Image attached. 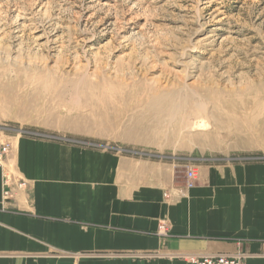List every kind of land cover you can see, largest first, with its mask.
Returning a JSON list of instances; mask_svg holds the SVG:
<instances>
[{"label":"rangeland","instance_id":"obj_1","mask_svg":"<svg viewBox=\"0 0 264 264\" xmlns=\"http://www.w3.org/2000/svg\"><path fill=\"white\" fill-rule=\"evenodd\" d=\"M21 138L264 163V0H0V148Z\"/></svg>","mask_w":264,"mask_h":264},{"label":"crops","instance_id":"obj_2","mask_svg":"<svg viewBox=\"0 0 264 264\" xmlns=\"http://www.w3.org/2000/svg\"><path fill=\"white\" fill-rule=\"evenodd\" d=\"M97 148L12 145L0 169V264H187L238 252L264 264V163L199 164L187 189L182 165Z\"/></svg>","mask_w":264,"mask_h":264},{"label":"built area","instance_id":"obj_3","mask_svg":"<svg viewBox=\"0 0 264 264\" xmlns=\"http://www.w3.org/2000/svg\"><path fill=\"white\" fill-rule=\"evenodd\" d=\"M7 150L0 148V169H3L4 162L7 157ZM8 172L6 171V173ZM186 182L185 186L186 188H192L194 186V181L196 177L195 170L191 167L186 169ZM5 181H4V191H3V198L8 199L11 196V191L9 188V178L5 176ZM23 183H18V187L21 188L23 187ZM158 236L162 238L168 237V231L165 227V224H161L159 226V230L157 232ZM246 255L242 252H238L236 254H214V255H206L202 257H182L187 264H244Z\"/></svg>","mask_w":264,"mask_h":264},{"label":"bare ground","instance_id":"obj_4","mask_svg":"<svg viewBox=\"0 0 264 264\" xmlns=\"http://www.w3.org/2000/svg\"><path fill=\"white\" fill-rule=\"evenodd\" d=\"M16 27H17V26H16ZM20 28H21V27H20ZM49 50H50V49H49ZM50 51H51V50H50ZM50 51H49V52H50ZM52 52H53V51H52ZM187 128H189V127L187 126Z\"/></svg>","mask_w":264,"mask_h":264}]
</instances>
